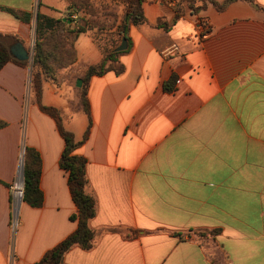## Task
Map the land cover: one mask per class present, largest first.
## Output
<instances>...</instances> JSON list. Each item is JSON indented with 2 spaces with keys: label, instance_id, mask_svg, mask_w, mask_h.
Segmentation results:
<instances>
[{
  "label": "crops",
  "instance_id": "obj_1",
  "mask_svg": "<svg viewBox=\"0 0 264 264\" xmlns=\"http://www.w3.org/2000/svg\"><path fill=\"white\" fill-rule=\"evenodd\" d=\"M90 1L94 17L74 0H0V36L30 58L38 15L67 27L95 21L75 43L77 62L42 84L43 105L60 110L79 142L89 127L79 80L121 53L88 85L92 126L77 153L87 160L96 236L66 264H264V13L244 1L192 14L183 0H145L146 22L124 37L123 0ZM178 8L180 21L158 26L173 23ZM20 62L29 66L0 71V264H37L77 229L59 166L64 140L31 98L32 62ZM26 147L42 158L40 208L17 195Z\"/></svg>",
  "mask_w": 264,
  "mask_h": 264
},
{
  "label": "trees",
  "instance_id": "obj_2",
  "mask_svg": "<svg viewBox=\"0 0 264 264\" xmlns=\"http://www.w3.org/2000/svg\"><path fill=\"white\" fill-rule=\"evenodd\" d=\"M238 1L249 3L256 10L264 13V8L255 0H225L219 3L215 0H183L187 8L192 14L207 9L209 5H213L218 12L224 11L231 4ZM126 5L125 33L127 37L130 25H139L146 22L143 10L145 0H123ZM183 3L179 7H182ZM74 6L92 17L98 15V10L90 0H74ZM13 15L25 23H31L32 14L23 12H13ZM184 16V11L177 9V14L173 23L168 24L160 21L159 27L166 30L171 29ZM95 21L87 20L85 24H76L74 27H67L60 21L50 19L48 17L38 15L36 22V40L34 46V57L32 61L31 74V98L39 106L44 114L53 118L57 124L58 131L64 140L65 146L60 159V167L68 174L69 194L76 206V212L71 216L73 222L77 223V229L66 239L50 250L37 264H66L65 257L75 246L89 251L94 247L96 233L91 227V221L96 216L97 205L96 200L87 192V160L85 157L77 153L84 141L88 138L92 126L91 106L88 99V85L93 76L101 75L108 70L105 66L107 63H116V57L121 53H110L103 59V63L98 67H90L86 72L83 81V87L80 89V104L88 115L89 127L84 136V141L79 142L75 135L68 131L63 122L60 110L54 107H47L42 103L43 85L45 79H56L58 71L68 68L77 62V52L75 43L77 39L84 33L93 30ZM130 42V39H128ZM13 62L23 67H28V62H20L12 58L10 53V43L0 36V71L6 64ZM113 68V65L109 68ZM117 73L123 71L122 67L115 68ZM175 84V78L169 83L170 86ZM6 127V124L0 121V130ZM24 191L23 201L33 208H40L44 204V193L41 189L42 178V158L40 153L31 148L26 147L24 153ZM200 236L206 237L207 234L199 233Z\"/></svg>",
  "mask_w": 264,
  "mask_h": 264
},
{
  "label": "water",
  "instance_id": "obj_3",
  "mask_svg": "<svg viewBox=\"0 0 264 264\" xmlns=\"http://www.w3.org/2000/svg\"><path fill=\"white\" fill-rule=\"evenodd\" d=\"M20 45H16L10 48V53L13 56V58L19 59L20 61H30L32 62V58H30V54L26 52L25 50H19ZM127 49V39H124L123 45L117 50V52H122ZM82 85V80H79V84L77 86L81 87ZM22 174L24 176V172L22 170ZM23 188H24V182H23ZM21 190L22 194L21 197L23 196V189Z\"/></svg>",
  "mask_w": 264,
  "mask_h": 264
},
{
  "label": "built area",
  "instance_id": "obj_4",
  "mask_svg": "<svg viewBox=\"0 0 264 264\" xmlns=\"http://www.w3.org/2000/svg\"><path fill=\"white\" fill-rule=\"evenodd\" d=\"M165 3H166L167 5H172V1H170V0H166ZM70 17H71L72 19H74V20H77V19H78V14L73 12V13L70 14ZM176 50H177V48H176V47H173V48H171L170 50H168V54H169L170 52H173V51H176ZM20 193L22 194L21 191H20ZM21 194H20V196H21Z\"/></svg>",
  "mask_w": 264,
  "mask_h": 264
},
{
  "label": "bare ground",
  "instance_id": "obj_5",
  "mask_svg": "<svg viewBox=\"0 0 264 264\" xmlns=\"http://www.w3.org/2000/svg\"><path fill=\"white\" fill-rule=\"evenodd\" d=\"M18 190H19V191H17V192H18V194H17V195H19V194H20V191H21V186H19V187H18Z\"/></svg>",
  "mask_w": 264,
  "mask_h": 264
},
{
  "label": "rangeland",
  "instance_id": "obj_6",
  "mask_svg": "<svg viewBox=\"0 0 264 264\" xmlns=\"http://www.w3.org/2000/svg\"><path fill=\"white\" fill-rule=\"evenodd\" d=\"M99 10H100V9H99ZM82 85H83V83H82ZM82 85H81L80 89L83 87Z\"/></svg>",
  "mask_w": 264,
  "mask_h": 264
}]
</instances>
